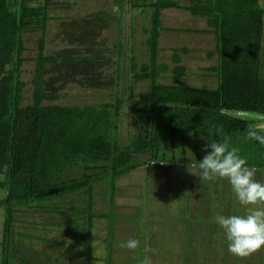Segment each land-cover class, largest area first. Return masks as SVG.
Returning <instances> with one entry per match:
<instances>
[{"label": "trees", "instance_id": "16d2710c", "mask_svg": "<svg viewBox=\"0 0 264 264\" xmlns=\"http://www.w3.org/2000/svg\"><path fill=\"white\" fill-rule=\"evenodd\" d=\"M51 1L0 0V264L61 263L56 259L42 263L29 253L28 245L14 240L13 220L18 206L51 209L47 201L69 194H79L83 204L78 211L85 227L84 231L69 232L73 239L70 245L78 247L76 255L80 258L75 262L69 259V264H90V220L100 215L91 210L95 181L106 179L111 205L115 180L124 172L138 165L168 166L170 162L182 167L188 157L198 164L206 154L203 146L222 140L223 135L231 138L230 146L239 148V154L248 166L257 169L258 176L259 169L263 170L264 177V146L245 138L248 129L260 127L253 124V118L239 113H264V0H188L186 4L176 0H127L130 8L147 9H141L142 16H147V24L141 25L144 58L136 61L129 45L124 50L122 39L127 43L131 39L129 19L125 37L117 36L114 43L112 99L78 104L41 101L50 95L42 90L44 63L101 58L102 54L43 51L44 22L50 16L46 9ZM164 6L182 7L203 16L208 26L205 30L214 34L213 47L206 50V55L214 52L215 61L204 67L215 78L213 86L181 82L184 66L177 61L176 48L170 52V66L157 59L159 10ZM31 29L37 30L38 36L35 54L28 56L33 61L30 99L21 103L18 73L19 63L25 58L21 54V33ZM166 69L171 80H158ZM142 78L148 79L145 94L133 97L131 81ZM186 138L190 142L187 149ZM189 149L191 156L186 155ZM186 163L193 164L190 159ZM76 235L84 238L76 239Z\"/></svg>", "mask_w": 264, "mask_h": 264}, {"label": "rangeland", "instance_id": "374dc122", "mask_svg": "<svg viewBox=\"0 0 264 264\" xmlns=\"http://www.w3.org/2000/svg\"><path fill=\"white\" fill-rule=\"evenodd\" d=\"M65 1L52 0L47 6L50 16L44 22L43 51L53 54L99 52L102 55L101 58L45 62L41 84L42 90L50 95L41 101L78 104L112 99L114 43L117 36V39H122L123 34L125 37L131 19L130 43L122 39L126 44L123 49L126 51L129 45L136 61L144 58L145 33L141 25L147 24V16H142L141 9L144 12L147 9L145 6L130 8L127 0H67L68 4ZM159 22L157 59L170 66L173 63L170 52L176 48L177 61L184 66L181 82L213 86L215 78L204 67L215 61L214 52L206 55V50L213 47L214 34L205 30L208 26L203 16L191 14L182 7L164 6L159 10ZM21 36V54L25 56L19 63L18 73L22 103L30 99L33 61L28 56L35 54L38 31L24 30ZM261 68L264 72V30ZM157 79L170 81L169 70ZM147 83V78L132 80L131 95L143 96ZM239 113L253 118V124L264 128V113ZM120 134L121 130L119 137ZM189 143L186 138L185 149L190 148ZM186 155L191 156L190 149L186 150ZM188 159L196 164L193 157ZM188 159L182 167H174L170 162L168 166L138 165L124 172L115 180L111 205L107 200L106 179L92 184L91 210L100 215L90 220V264H140L145 257L150 258L151 264H264V248L245 258L228 252L225 234L213 222V217L243 214L244 208L237 203L227 180L200 182L192 173L198 169L189 166ZM259 171L261 174L256 173V179L264 182L263 170ZM78 196L53 198L46 202L51 209L18 206L14 212L13 239L28 245L29 253L42 263L53 259L60 264H69V259L80 260L76 255L78 247L70 245L73 239L69 237L70 231L85 229L82 212L78 211L83 203ZM111 214L109 228L107 222ZM1 217L0 208V222ZM73 220L79 224L72 223ZM81 238L83 235H76V239ZM129 239L140 242L135 250L121 247Z\"/></svg>", "mask_w": 264, "mask_h": 264}, {"label": "clouds", "instance_id": "9594fccd", "mask_svg": "<svg viewBox=\"0 0 264 264\" xmlns=\"http://www.w3.org/2000/svg\"><path fill=\"white\" fill-rule=\"evenodd\" d=\"M262 133L264 128L248 129L245 138L264 146ZM230 139L223 135L220 141L206 143L203 146L206 154L198 164L192 165L198 169L192 173L199 177L200 182L228 181L244 212L227 216L217 214L213 222L223 230L228 252L245 258L264 248V182L256 179L257 169L248 166L246 158L239 154V148L230 146ZM139 243L136 239H129L121 247L135 250ZM140 264H151V260L145 257Z\"/></svg>", "mask_w": 264, "mask_h": 264}, {"label": "crops", "instance_id": "0c3cea01", "mask_svg": "<svg viewBox=\"0 0 264 264\" xmlns=\"http://www.w3.org/2000/svg\"><path fill=\"white\" fill-rule=\"evenodd\" d=\"M138 8V7H137Z\"/></svg>", "mask_w": 264, "mask_h": 264}]
</instances>
